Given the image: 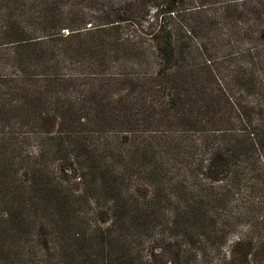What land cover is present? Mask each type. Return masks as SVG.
<instances>
[{
	"label": "trees",
	"instance_id": "1",
	"mask_svg": "<svg viewBox=\"0 0 264 264\" xmlns=\"http://www.w3.org/2000/svg\"><path fill=\"white\" fill-rule=\"evenodd\" d=\"M138 2L0 0V47ZM169 3L196 47L163 26L147 72L0 75V264H264V58L218 56Z\"/></svg>",
	"mask_w": 264,
	"mask_h": 264
},
{
	"label": "rangeland",
	"instance_id": "2",
	"mask_svg": "<svg viewBox=\"0 0 264 264\" xmlns=\"http://www.w3.org/2000/svg\"><path fill=\"white\" fill-rule=\"evenodd\" d=\"M170 1L173 0H139L132 6L133 22L122 23L91 35L83 33L72 38L2 46L0 75L147 72L136 58L145 51L144 48L149 50L146 46L151 42L150 34L158 32L163 26L171 30L177 43L190 42L196 47L193 40L184 38L183 27L175 16L162 14ZM175 2L183 12L201 10L195 20L211 25V30L205 31L202 39L217 40L218 56L233 54L237 57L249 50L255 57L264 58V0ZM154 67L155 64L148 67V70Z\"/></svg>",
	"mask_w": 264,
	"mask_h": 264
}]
</instances>
